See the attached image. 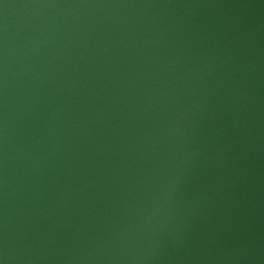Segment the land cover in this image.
<instances>
[{
	"label": "water",
	"instance_id": "obj_1",
	"mask_svg": "<svg viewBox=\"0 0 264 264\" xmlns=\"http://www.w3.org/2000/svg\"><path fill=\"white\" fill-rule=\"evenodd\" d=\"M0 264H264V0H0Z\"/></svg>",
	"mask_w": 264,
	"mask_h": 264
}]
</instances>
